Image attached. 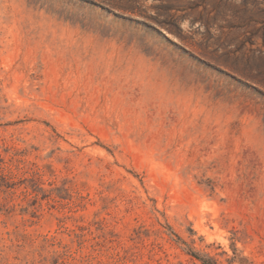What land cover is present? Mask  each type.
I'll use <instances>...</instances> for the list:
<instances>
[{
	"label": "rangeland",
	"instance_id": "374dc122",
	"mask_svg": "<svg viewBox=\"0 0 264 264\" xmlns=\"http://www.w3.org/2000/svg\"><path fill=\"white\" fill-rule=\"evenodd\" d=\"M264 264V0H0V264Z\"/></svg>",
	"mask_w": 264,
	"mask_h": 264
},
{
	"label": "trees",
	"instance_id": "16d2710c",
	"mask_svg": "<svg viewBox=\"0 0 264 264\" xmlns=\"http://www.w3.org/2000/svg\"><path fill=\"white\" fill-rule=\"evenodd\" d=\"M189 254L199 260L202 264H218L216 260L208 255L199 254L193 250H189Z\"/></svg>",
	"mask_w": 264,
	"mask_h": 264
}]
</instances>
